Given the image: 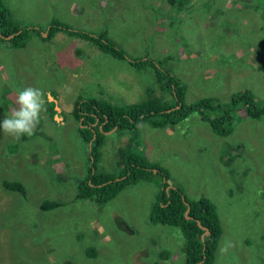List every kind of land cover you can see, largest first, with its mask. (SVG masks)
I'll return each mask as SVG.
<instances>
[{
  "label": "rangeland",
  "instance_id": "rangeland-1",
  "mask_svg": "<svg viewBox=\"0 0 264 264\" xmlns=\"http://www.w3.org/2000/svg\"><path fill=\"white\" fill-rule=\"evenodd\" d=\"M0 1L22 26L44 31L57 20L91 35L106 32L129 58L159 61L184 87V105L202 99L224 105L244 90L264 100L262 1ZM157 86L148 65L131 68L62 33L46 42L32 34L21 49L0 46V120L17 107L18 91L38 87L46 98L33 136L16 140L0 130V181L25 190L20 198L0 186V264H186L178 228L149 221L153 183L125 186L102 205L75 197L88 166L71 119L75 102L130 105L148 88L168 101ZM216 116L194 113L154 129L141 123L121 135L113 128L100 138L97 168L115 174L122 153L141 154L167 173V187L213 204L220 235L211 264H264V116L231 114L225 136L204 119ZM43 201L60 206L43 210Z\"/></svg>",
  "mask_w": 264,
  "mask_h": 264
},
{
  "label": "trees",
  "instance_id": "trees-1",
  "mask_svg": "<svg viewBox=\"0 0 264 264\" xmlns=\"http://www.w3.org/2000/svg\"><path fill=\"white\" fill-rule=\"evenodd\" d=\"M167 1L174 5L175 0ZM260 1L264 2V0H257V2ZM56 33L86 41L97 51L112 59L125 61L131 68L140 69L148 65L153 70L158 90L169 96L168 101L156 98L152 90L148 88L143 100L130 105H115L92 98L78 99L75 102L71 119L75 122V130L85 147L86 162L88 161L85 177L76 182V199L102 205L113 199L125 186L143 181L153 183L157 188V195L155 204L149 213V221L153 224L178 228L184 239L181 251L185 255L186 264H211L213 251L220 235V225L213 204L204 198L187 200L183 197L181 189L175 186L167 188L168 185L165 184L168 180L167 173L156 164L148 162L141 154L130 150L121 154V167L118 172L114 174L100 171L97 168L100 138L102 135L110 134L109 131L113 128L116 135H121V133L136 129L141 123H146L153 129L172 126L189 115L200 112L217 113L215 119H204L208 122L212 132L225 136L229 133L232 124L231 114L241 111L243 117L259 121L264 116V100H256L249 91L244 90L231 95L229 102L224 105L212 103L209 99L184 105V87L168 71H162L158 67L159 61L138 57L129 58L123 50L105 37L106 32L91 35L83 31L72 30L57 20H51L44 31L37 27L22 26L9 18L7 10L0 1L1 47L21 49L32 34L46 42ZM42 34L46 35L45 39L42 38ZM47 109L50 114L52 112L51 103L48 104ZM95 121V125L92 126ZM222 124H226V127L229 124L230 126L226 130ZM23 138L25 140L27 137ZM153 170L156 173H153ZM0 186L6 192L17 193L20 198L24 196V187L19 182L1 180ZM58 206L60 204L57 202L43 201L39 208L48 210ZM186 206H188V212L184 215ZM205 231L207 234H204ZM86 255L93 257L94 253L90 250L86 252Z\"/></svg>",
  "mask_w": 264,
  "mask_h": 264
},
{
  "label": "clouds",
  "instance_id": "clouds-1",
  "mask_svg": "<svg viewBox=\"0 0 264 264\" xmlns=\"http://www.w3.org/2000/svg\"><path fill=\"white\" fill-rule=\"evenodd\" d=\"M15 103L17 107L12 110L11 115L0 120V130L16 140L33 136L45 108L43 90L27 87L18 91Z\"/></svg>",
  "mask_w": 264,
  "mask_h": 264
},
{
  "label": "water",
  "instance_id": "water-1",
  "mask_svg": "<svg viewBox=\"0 0 264 264\" xmlns=\"http://www.w3.org/2000/svg\"><path fill=\"white\" fill-rule=\"evenodd\" d=\"M43 36L45 37L46 35H45V34H42V37H43ZM8 38H10V36H9ZM153 173H156V171L153 170ZM167 188H169V187H167ZM167 188H166V189H167ZM166 189H165V190H166ZM187 212H188V206H186V210H185V212H184V215H186ZM186 218H187V217H186ZM205 233L207 234L206 231L204 232V234H205ZM200 238H202V236H200Z\"/></svg>",
  "mask_w": 264,
  "mask_h": 264
}]
</instances>
